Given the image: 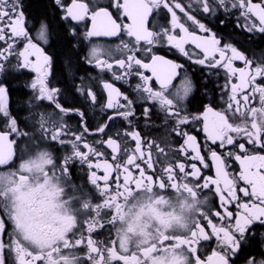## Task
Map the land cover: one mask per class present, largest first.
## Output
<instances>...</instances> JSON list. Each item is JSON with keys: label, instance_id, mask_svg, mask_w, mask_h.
<instances>
[{"label": "snow or ice", "instance_id": "6c2138e0", "mask_svg": "<svg viewBox=\"0 0 264 264\" xmlns=\"http://www.w3.org/2000/svg\"><path fill=\"white\" fill-rule=\"evenodd\" d=\"M29 7L0 0V264H264V50L217 28L264 36V0ZM22 76L26 117L10 105ZM137 106L162 119L159 141L137 130ZM213 189L222 211L200 198Z\"/></svg>", "mask_w": 264, "mask_h": 264}, {"label": "flooded vegetation", "instance_id": "af4514ba", "mask_svg": "<svg viewBox=\"0 0 264 264\" xmlns=\"http://www.w3.org/2000/svg\"><path fill=\"white\" fill-rule=\"evenodd\" d=\"M25 2L30 5V7L27 9V11H29L32 14L30 0H25ZM212 23H215V21L213 20ZM217 28L220 31V35L222 37H224L225 39L229 38L228 32L231 31L232 32L231 39L238 41L240 43V45L243 46L244 49H247L249 56L252 55L253 51L259 53L261 50H264V36L252 37L251 35H248V34H241L239 29H236L235 31H233L231 28L225 29L222 24L217 25ZM237 65L242 66L239 64V62H237ZM58 66H59V68H58ZM189 70L192 74L193 82L196 85V88L198 89V91L194 93V95L196 96V99L193 100V102H192L193 106H195V105L200 104V102H201V94L204 91V87H203L204 80L201 78L202 73H201L198 66H194V65L190 66ZM87 71L89 73H91L92 76L98 75V72L96 70L91 69V68H88ZM55 72H56V76L58 79H64L65 78L64 73L62 72V65L61 64H58L56 66ZM77 74L79 76H83L85 74V70L83 68H77ZM26 81H27V78L22 76L20 79L13 80L11 83L10 105H11L13 112L16 114H19L21 117L28 116L27 106H28V101H29V95H28V89L24 87ZM135 82H136L135 79H133L129 85H124V88L128 89V91H131V87L134 86ZM76 83L78 84L79 81L77 80ZM220 83H223V81L221 80ZM59 86L63 87V85H59ZM208 88L211 89L212 85L209 84ZM133 95H135V93H133ZM216 95L218 97L219 93L217 92ZM203 99H204V102L206 103L208 100V97H204ZM67 100L69 103L72 102V96L70 94H67ZM136 111H137L138 125H139L137 130L140 131L141 134L145 138H147V139L155 138L157 141H159L160 138L163 137L165 135V132H166V127L163 124L162 119L157 115H153L152 119H151V123L146 125L145 121L142 118H139V115H140V112L142 111V109L139 106H137ZM89 117H90L92 125L94 126L98 120L103 119V114L100 113L99 110L97 109L95 112H90ZM198 127L199 126H197V128ZM193 134H195V133H193ZM91 139L92 138L89 137L90 141H91ZM170 139L172 141V148H173V150H175V148H177L179 146V144L177 143V138H175L173 136ZM202 140H203V133H200L198 135V142L202 141ZM62 152H63V150H61V153ZM173 158H178V159H180L181 162H183V158L177 157L175 155V152H173ZM237 167H238V165H237ZM204 174L205 175H214V170L211 172L204 170ZM74 178L81 185L84 184V171L81 168V165H79V164L74 165ZM213 192H214V189L212 192H210L208 190H204V193L201 194V196H200L201 199H204V196L207 195L208 200H209V203L207 205H205L204 207L206 209L207 208H213V210L222 211V209L218 208L219 201H218V198H216L213 195ZM161 215H163V213H161ZM171 223L172 222L169 223V228H170ZM259 240H260V238H259V236H257L256 240L253 242L254 246L259 244Z\"/></svg>", "mask_w": 264, "mask_h": 264}, {"label": "trees", "instance_id": "16d2710c", "mask_svg": "<svg viewBox=\"0 0 264 264\" xmlns=\"http://www.w3.org/2000/svg\"><path fill=\"white\" fill-rule=\"evenodd\" d=\"M47 3H48V0H30L32 16L34 17V16L42 14L43 11L45 10L44 6Z\"/></svg>", "mask_w": 264, "mask_h": 264}, {"label": "clouds", "instance_id": "9594fccd", "mask_svg": "<svg viewBox=\"0 0 264 264\" xmlns=\"http://www.w3.org/2000/svg\"><path fill=\"white\" fill-rule=\"evenodd\" d=\"M182 225H183V220H173L170 225V228L176 231H183Z\"/></svg>", "mask_w": 264, "mask_h": 264}]
</instances>
